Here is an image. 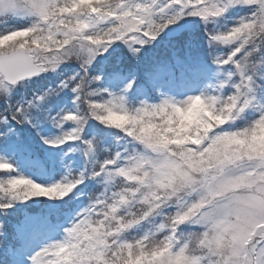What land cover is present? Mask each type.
I'll return each instance as SVG.
<instances>
[{"label":"snow or ice","instance_id":"snow-or-ice-1","mask_svg":"<svg viewBox=\"0 0 264 264\" xmlns=\"http://www.w3.org/2000/svg\"><path fill=\"white\" fill-rule=\"evenodd\" d=\"M0 170V264H264V0H0Z\"/></svg>","mask_w":264,"mask_h":264},{"label":"trees","instance_id":"trees-1","mask_svg":"<svg viewBox=\"0 0 264 264\" xmlns=\"http://www.w3.org/2000/svg\"><path fill=\"white\" fill-rule=\"evenodd\" d=\"M53 131H55V130H53ZM2 171H3V170H0V173H2ZM29 203H31V202L29 201Z\"/></svg>","mask_w":264,"mask_h":264}]
</instances>
